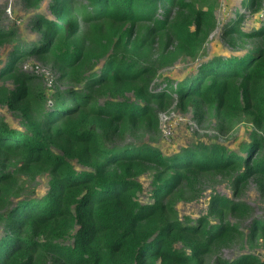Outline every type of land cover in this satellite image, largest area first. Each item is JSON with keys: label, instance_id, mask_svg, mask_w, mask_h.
I'll return each mask as SVG.
<instances>
[{"label": "trees", "instance_id": "16d2710c", "mask_svg": "<svg viewBox=\"0 0 264 264\" xmlns=\"http://www.w3.org/2000/svg\"><path fill=\"white\" fill-rule=\"evenodd\" d=\"M42 1L23 0L28 9ZM243 5L264 10V0ZM215 8L216 0H49V16L32 18L42 33L35 44L0 28V49L11 45L0 67V105L25 127L0 115V264H264L249 252L218 254L264 238V219L239 226L251 213L247 202L214 194L196 220L176 209L210 178L230 177L236 194L250 179L264 191V24L244 31L239 13L222 31L229 56L214 54L184 78L153 87L160 68L198 57ZM30 58L59 72L48 98L23 70ZM174 104L199 121L213 118L221 132L245 120L253 129L238 150L199 140L168 153L123 142L158 132L160 113ZM40 177L48 189L38 196Z\"/></svg>", "mask_w": 264, "mask_h": 264}, {"label": "rangeland", "instance_id": "374dc122", "mask_svg": "<svg viewBox=\"0 0 264 264\" xmlns=\"http://www.w3.org/2000/svg\"><path fill=\"white\" fill-rule=\"evenodd\" d=\"M214 12L216 18L215 28L204 42L198 57L179 58L172 66L163 69L160 68L158 77L153 84L154 89L163 87L166 84V77H170L171 80L176 81L184 78L187 74H191L195 71L199 63L214 54L221 52L229 56L231 51L225 44L222 31L223 27L235 19L239 13L244 14V20L241 25L244 31H253L264 24V10L257 15L251 13L243 5V0H216ZM37 14L49 16V0H43L39 8L31 9L24 6L23 0H0V28H15L17 30V38L20 42L28 41L29 45H32L41 39L42 33L34 32L31 27L32 18ZM10 49L11 45L9 44L0 49V67L6 62ZM23 70L37 76L43 88L48 91L47 98L51 96L50 93L55 92L56 87L59 85L57 81L58 70L50 64L42 63L36 58L25 60ZM7 84L13 88L11 82ZM49 102L52 103L51 100ZM0 115L13 128L21 131L25 129L20 115L9 110L7 107L0 105ZM159 118L160 129L158 132L140 134L138 138H131L127 135V138H123V142H133L136 144L147 143L148 145L151 144L158 147V149H163V151L168 153H173L183 147H190L199 140L222 143L234 150H238L239 143L246 139L253 129L249 121L245 120L234 130L221 132L213 118L207 117L199 121L194 117L192 108L183 112L176 107V104L170 109L161 112ZM47 180L46 177H40L37 180V188L35 191L38 196L45 194L47 191ZM140 180L143 185V191L140 197L142 201L147 202L149 201L152 176L150 173H146ZM240 191L239 194H236L230 177L210 178V180L203 181L194 193L186 191L185 195L177 203V213L183 220L186 217L196 220L208 212L209 200L212 195L219 194L221 196H228L235 200L247 202L251 206V213L247 218L242 219L239 225L243 229H247L251 224V219H264V191L260 190L256 181L253 179H250L244 186L240 187ZM193 195H195V198L192 197ZM234 220H236L235 217L230 218V221ZM68 242H72V239H69ZM257 244L255 248H252L248 244L242 247L237 243L223 248L218 254L225 259L231 260L237 258L242 253L249 252L264 259V238Z\"/></svg>", "mask_w": 264, "mask_h": 264}]
</instances>
